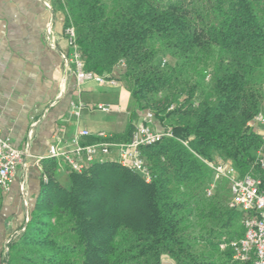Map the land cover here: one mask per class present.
Here are the masks:
<instances>
[{"label": "trees", "instance_id": "16d2710c", "mask_svg": "<svg viewBox=\"0 0 264 264\" xmlns=\"http://www.w3.org/2000/svg\"><path fill=\"white\" fill-rule=\"evenodd\" d=\"M76 31L84 68L118 79L131 119L151 111L173 137L142 148L152 174L114 161L83 173L41 162L48 183L3 264H253L222 244L244 236L225 181L208 163L264 182V0H55Z\"/></svg>", "mask_w": 264, "mask_h": 264}, {"label": "crops", "instance_id": "0c3cea01", "mask_svg": "<svg viewBox=\"0 0 264 264\" xmlns=\"http://www.w3.org/2000/svg\"><path fill=\"white\" fill-rule=\"evenodd\" d=\"M67 54L65 15L55 0H0V130L16 148L29 153L10 190H0V264L8 242L24 229L35 206L41 188L39 160L48 156L51 145L60 141L68 150L71 138L83 130L91 133L86 143L95 142L101 131L120 136L131 119L130 93L122 84L78 86L74 68L64 58ZM72 103L85 106L79 117ZM98 104L113 110L92 108ZM145 114L133 122L135 128ZM251 127L264 137L263 125ZM153 129L164 128L155 119ZM261 157L264 171V153Z\"/></svg>", "mask_w": 264, "mask_h": 264}, {"label": "built area", "instance_id": "2783aa9c", "mask_svg": "<svg viewBox=\"0 0 264 264\" xmlns=\"http://www.w3.org/2000/svg\"><path fill=\"white\" fill-rule=\"evenodd\" d=\"M65 38L69 46V54L64 58L69 65L73 66L78 86L86 83L111 87L120 85V82L111 76H99L85 70L83 58L76 43V31L73 27L65 30ZM84 108L82 103H72L76 117L81 115ZM92 108L104 113H110L113 110L109 104H98ZM155 119V115L147 111L142 123L136 127L127 142L117 141L114 134L101 131L96 134L95 142L86 143L83 140L89 138L91 133L83 130L71 138L68 150L61 147V142L57 141L51 145L48 156L41 158L39 162L46 158L54 160L57 163L58 173L67 170L83 173L96 162L114 161L123 168L141 174L146 182L150 183L152 174L142 157V148L152 146L164 138L173 137V133L166 128L161 131L154 130ZM252 124L264 126V111L255 117ZM28 157L27 151L16 148L9 139L3 137L0 130V190H10L19 167L26 165L25 160ZM208 165L214 171L215 177L214 183L207 190V195L211 196L216 185L225 181L231 193L230 207L243 213L244 236L239 240L222 244L221 248H232L234 259L239 263H246L254 258L253 264H264L263 181L253 175L241 177L231 163L218 162L208 163ZM41 171V178L44 183H48V176L43 173L42 166ZM6 250L8 252L7 248Z\"/></svg>", "mask_w": 264, "mask_h": 264}, {"label": "rangeland", "instance_id": "374dc122", "mask_svg": "<svg viewBox=\"0 0 264 264\" xmlns=\"http://www.w3.org/2000/svg\"><path fill=\"white\" fill-rule=\"evenodd\" d=\"M161 125V123H160ZM68 176H69V173L67 171H61L59 173V178L62 180V182L65 184V185H68ZM228 188V186H227ZM7 247V246H6ZM7 250H5V254H7ZM163 264H174L173 262H170L168 257H164L163 258Z\"/></svg>", "mask_w": 264, "mask_h": 264}]
</instances>
